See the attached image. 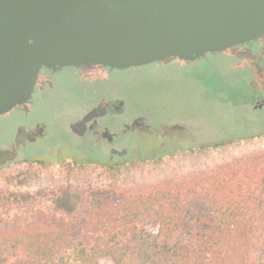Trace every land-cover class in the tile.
I'll use <instances>...</instances> for the list:
<instances>
[{"label":"rangeland","instance_id":"1","mask_svg":"<svg viewBox=\"0 0 264 264\" xmlns=\"http://www.w3.org/2000/svg\"><path fill=\"white\" fill-rule=\"evenodd\" d=\"M112 91L126 94L131 113L153 103L166 105L169 114L193 117L198 141L214 143L257 132L264 127V110L253 109L259 100L253 96L264 92V37L208 53L194 62L169 58L128 69L91 64L59 71L44 67L32 102L0 116V192L34 195L29 201L0 207V219L30 216L41 210L62 217L63 211L55 208L50 194L63 186L82 190L88 197L101 187L197 172L264 147L263 135L228 148L179 151L160 162L123 165L121 143L95 150L92 162H88L76 148L79 124L72 121L70 108L76 117L79 108L85 111L89 101L107 97ZM37 122L48 126L43 137H33L32 128ZM21 141L25 146L19 147ZM136 142L132 137L133 149ZM25 158L42 160L47 165L22 162Z\"/></svg>","mask_w":264,"mask_h":264},{"label":"trees","instance_id":"2","mask_svg":"<svg viewBox=\"0 0 264 264\" xmlns=\"http://www.w3.org/2000/svg\"><path fill=\"white\" fill-rule=\"evenodd\" d=\"M259 129L206 149L252 141L264 135ZM134 153L144 163L160 162L166 152ZM33 197L0 192V207ZM50 199L62 217L41 210L0 219V264H264V147L197 172L101 187L88 197L63 186Z\"/></svg>","mask_w":264,"mask_h":264},{"label":"water","instance_id":"3","mask_svg":"<svg viewBox=\"0 0 264 264\" xmlns=\"http://www.w3.org/2000/svg\"><path fill=\"white\" fill-rule=\"evenodd\" d=\"M264 36V0H0V115L41 70L196 61Z\"/></svg>","mask_w":264,"mask_h":264},{"label":"flooded vegetation","instance_id":"4","mask_svg":"<svg viewBox=\"0 0 264 264\" xmlns=\"http://www.w3.org/2000/svg\"><path fill=\"white\" fill-rule=\"evenodd\" d=\"M255 97L256 99L259 98V100L255 102L253 109L255 111H263L264 92L260 95H254L253 99ZM32 99L28 103L32 102ZM253 99L250 104L253 103ZM157 105L153 106V103H150L144 109H138L136 112L131 113L130 102L126 94L112 91L108 93L107 97L89 101L86 105L88 108L85 111L84 107L79 108L76 117L73 116L75 113L74 109L70 108L72 121H77L79 124L76 148L80 156L86 161H90L95 150L101 147L114 148L124 143L125 159L122 164L129 165L133 161L139 162L136 160L137 157L135 155L134 159L130 157L132 150L136 152L158 149L161 152H166L162 153L164 157H170L173 155L170 150H174L175 154H177L179 151L194 150L197 146H204L206 149V145L211 144L197 140L193 117L169 114L164 109L167 107L166 105ZM47 128L48 126L43 122H37L35 127L32 128L33 137L45 136ZM132 137L137 141L134 149L131 146ZM21 142L19 147L21 145L25 146V142ZM111 158L113 159V156Z\"/></svg>","mask_w":264,"mask_h":264}]
</instances>
